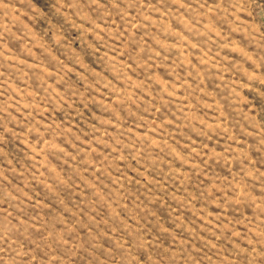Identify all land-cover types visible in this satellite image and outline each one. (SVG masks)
Listing matches in <instances>:
<instances>
[{"label":"rangeland","instance_id":"1","mask_svg":"<svg viewBox=\"0 0 264 264\" xmlns=\"http://www.w3.org/2000/svg\"><path fill=\"white\" fill-rule=\"evenodd\" d=\"M0 264H264V0H0Z\"/></svg>","mask_w":264,"mask_h":264}]
</instances>
